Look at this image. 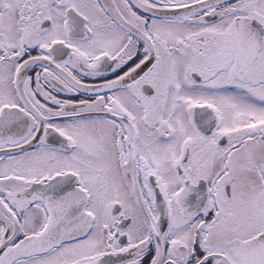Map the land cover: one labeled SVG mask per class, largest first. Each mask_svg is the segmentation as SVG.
Listing matches in <instances>:
<instances>
[{
	"label": "snow or ice",
	"instance_id": "snow-or-ice-1",
	"mask_svg": "<svg viewBox=\"0 0 264 264\" xmlns=\"http://www.w3.org/2000/svg\"><path fill=\"white\" fill-rule=\"evenodd\" d=\"M0 264H264V0H0Z\"/></svg>",
	"mask_w": 264,
	"mask_h": 264
}]
</instances>
